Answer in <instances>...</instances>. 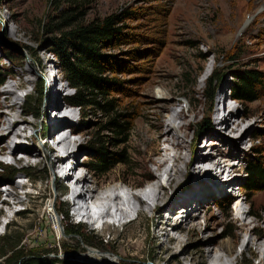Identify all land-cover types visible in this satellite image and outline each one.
<instances>
[{
    "label": "rangeland",
    "instance_id": "374dc122",
    "mask_svg": "<svg viewBox=\"0 0 264 264\" xmlns=\"http://www.w3.org/2000/svg\"><path fill=\"white\" fill-rule=\"evenodd\" d=\"M66 11L72 13L70 19L84 24L118 16L111 26V38L96 48L103 61L102 72L97 76L107 90L101 104L109 102V106L83 107L84 115L77 123L70 120L77 109H72L67 116V122H72L81 134L80 144L74 149L80 159L78 168L87 178L121 167L125 180L135 185L117 181L123 185L120 192L134 193L140 189L142 177L133 173L134 169H141L134 166L139 158L136 149L144 146L146 131L154 130L158 112H166L156 107L159 102L177 100L176 109H183L187 117L194 108L200 109L194 125L188 130L187 144L190 146L195 140L198 145L221 138L237 140V134L226 132L227 128H220L215 121L213 106L221 95L220 89L227 100L225 113L242 119V130L249 131L245 142L236 143L239 153L232 155L230 149L225 155L229 162L221 179L228 176L227 169L231 168H234L232 176L238 179L235 190L229 194L231 198H219V194L213 193L212 199L203 203L192 221L188 220L189 224L182 225L179 230L174 229L178 220V214H174L171 226L165 230L166 238H173V242L166 243L165 238L154 237L153 224L167 208L171 209L174 201L177 202L182 189L177 191L176 186L181 184L178 181L181 175L167 189L169 202L157 211L138 215L128 207L130 211L121 219V224H105L100 229L85 221L78 228L73 227L76 222L70 212L71 203L64 201L59 192L60 188H66L67 180L61 181L44 159L47 144L42 137L48 124L49 80L54 76L57 85L66 83L63 67L71 57V54L61 53L54 44L61 31V14ZM44 60L49 66L47 71L40 68ZM18 69L28 71L30 78L27 88L16 89L20 95L18 113L27 117L30 124L24 132L26 137L21 138V145L35 150L34 159L42 163L36 164L33 159L23 166L11 157L0 156L5 159L0 161V188L4 189L16 179L25 183V187L19 188L24 202L14 205L7 213L8 218L1 217L0 237L4 234L11 237L4 248L7 254L0 258V264H24L26 260L43 256L51 260L49 264H192V256L204 248L236 241L231 203L242 202L248 211L249 201L252 202L257 193H264V189L251 187L246 172L249 163L264 162V0H0V72L3 75L0 95L5 80ZM245 70L259 74L262 82L256 92L258 98L252 102L230 98V88ZM6 85L13 89V82ZM67 92H71L69 87L61 91L62 102L64 96H69ZM108 107L112 110L106 111ZM112 117L125 124L121 135L115 136L107 127ZM178 122L179 119L175 127ZM175 133L182 135L177 128ZM98 137L106 140L107 152H122L124 156L121 161L114 159L103 171L90 164L96 158L90 145ZM191 153L192 149L188 148V162ZM4 166L11 167L9 172ZM219 169L213 170L217 177ZM185 171L184 167L183 173ZM162 179L165 181L166 176ZM174 191H177L175 195ZM110 192L113 190L107 194ZM110 200L106 204H113ZM132 201L130 195H126V205ZM60 202L65 203L67 216L61 212ZM106 207L100 211L107 210ZM15 208L19 210L13 211ZM17 212L20 213L16 215ZM109 213L101 219L112 218ZM244 216L247 220L254 218L252 213ZM6 218L14 221L7 220L1 231L2 219ZM40 223L46 229L45 240L35 239L26 247V235L44 233L36 229ZM131 241L137 243V250L129 247ZM92 254L97 258L89 256ZM224 259L225 264H235L231 254L224 255ZM257 262L251 260L249 252H244L238 256L236 264Z\"/></svg>",
    "mask_w": 264,
    "mask_h": 264
},
{
    "label": "bare ground",
    "instance_id": "6f19581e",
    "mask_svg": "<svg viewBox=\"0 0 264 264\" xmlns=\"http://www.w3.org/2000/svg\"><path fill=\"white\" fill-rule=\"evenodd\" d=\"M48 67L46 60L40 63V68L43 71H47ZM15 71V74L5 80L2 85V94L0 95V156L2 158L11 157L14 162L24 166L30 164L36 152L21 145V138L22 136L26 137L24 132L30 124L27 122V117L18 113L17 103L20 95L16 89H20V87L27 88L30 78L28 71L26 72L24 69ZM10 82H13V89L6 87V84ZM49 88L50 97L46 104V120L48 124L46 131L42 133V137L46 139L47 144V154L44 159L48 161L52 172L58 175L61 181L67 180L64 190L68 193L74 191L76 198L85 206V209L90 207L87 203H93L94 207H97L96 211L93 210V215L97 219H101L105 214L109 213V210L111 211L114 208L109 215L118 218L119 224H121L123 223L121 219L126 217L131 209L135 210L134 212L138 215L161 209L162 206L169 202L166 199L168 187H172V183L181 175V179H178L181 184L179 183L176 186L177 191L182 189L180 194H177V204L174 201L171 204V209L167 208L163 216L157 217L153 224L154 237H163L166 243H170L173 242V238H166L165 235L167 233L165 232L168 229L167 226H171V222L177 214L178 220L174 223V229L179 230L182 225L189 224L188 220L192 221L203 206V203L212 199L211 195L213 193L219 194V198H231L229 194L231 195V192L235 190L236 187L234 185L238 179L232 176L234 168L227 169L228 176L225 179H221L223 174H225V165L229 162L228 157L225 155L230 149L233 151L232 155H237L239 146L237 147L236 143L245 142V136L249 131L247 129L242 130V119L234 118L232 113H225L227 100L222 94V89H220L221 95L219 99L216 100L213 106L215 121L220 128H227L226 132L237 134V140L229 141L221 138L217 142H207L203 145H198L195 140L190 146L187 144L188 130L194 125L195 116L200 109L194 108L191 110V116L187 117L183 109H176L179 104L177 100L170 103L159 102L157 103L159 106L156 107L166 112L164 114L158 112L154 130L146 131L144 146L136 149L139 158L134 162V166H140L141 169H134L133 173L138 177H142V182L139 181L141 182V187L134 193L130 191L121 193L120 189L123 188V185L120 183H126L129 186L135 185V183H128L125 180L121 167L104 175L95 174L92 179L87 178L86 173L80 172L81 168H78L80 159L76 149H74L80 143L78 144V139L70 138V135H76L72 133L75 131V127L72 122H67V116H69L71 109L67 110V106H64V101L62 102L60 98L61 91L67 88V84L57 85L56 78L52 76L51 80H49ZM69 90L71 92L66 94L72 95V89L69 88ZM178 119L179 122L175 127V121ZM21 126L23 128H20ZM176 128L181 131V136L175 133ZM188 148L192 149L189 162L186 161ZM211 149H214V151H210ZM235 151L237 152L234 153ZM16 152L23 153L24 156L17 157L15 155ZM34 160L36 164L42 163L40 160ZM184 167L186 171L183 173ZM218 167L220 168V175L217 177V174H213V170L215 171ZM163 176H166L165 181L162 179ZM70 181H73V183ZM22 187H25V183L16 179L14 183L4 187V189L0 188V222L1 217H7L8 211L14 205L24 202L19 190ZM110 190L114 192L112 197H108L109 195L107 194ZM177 191H174L173 194L175 195ZM126 195H130L133 199L131 204L126 205ZM106 199H111L110 201L113 204H106ZM234 202L231 203L230 208L232 211V224L236 228V241L234 243L219 242L213 247L204 248L195 256H192V264H225L224 255L226 254H231L233 262L236 264L238 256L244 252L250 253L251 260L258 261L254 264H264V193H257L253 201H249L251 208L248 211L243 208L242 202ZM76 203H72L71 207L76 206ZM232 204L234 205L232 206ZM102 207H106L107 210L100 211ZM128 207H130V210ZM29 209V207H26V211H29ZM82 209H84L82 206L77 207V215L81 216ZM19 213L17 212L16 215ZM247 213H252L254 218L247 220L244 216ZM174 214L176 215L174 216ZM8 221L11 223L14 219ZM55 222L58 223V226L61 225L59 220L56 219ZM32 224L33 222L30 223V226ZM36 229L44 233L40 236L36 234V236L26 235V247L35 239L39 241L45 240L46 229L42 226V223L36 226ZM161 230H163L162 233L160 232ZM49 240L51 239L47 241ZM128 245L133 250L138 249L136 242H128ZM89 256L97 258L93 254Z\"/></svg>",
    "mask_w": 264,
    "mask_h": 264
},
{
    "label": "trees",
    "instance_id": "16d2710c",
    "mask_svg": "<svg viewBox=\"0 0 264 264\" xmlns=\"http://www.w3.org/2000/svg\"><path fill=\"white\" fill-rule=\"evenodd\" d=\"M61 23L59 36L55 38V46L60 49L61 53L71 54L63 67L65 77L63 81L67 87L73 90V94L64 96L65 100L73 102L78 106L80 117L84 115L83 107H101L109 106V102L101 104L102 99L107 95L106 85L102 82L97 73L102 72L103 61L99 58L96 48L104 40H109L112 34V24L118 18L116 15L107 16L102 22L80 23L75 19H70L72 13L66 11L61 14ZM58 49V50H59ZM3 75L0 72V84ZM259 74L254 71H243L238 75V80L230 88V98L240 99L246 102L257 100L256 92L261 87ZM211 94H209V97ZM112 110L106 108V111ZM31 114V113H30ZM125 124L121 123L118 118L112 117L107 122V127L113 131L115 136L121 135L124 131ZM78 134V133H75ZM105 142L101 137L96 138L91 143V147L96 152V158L90 162L92 167L97 170H106V165L114 159L121 161L124 159L122 152H107ZM6 172L10 166H4ZM246 172L251 179V187L264 189V162L255 161L248 164ZM28 176L27 174H25ZM61 211L67 212L64 208L65 203L60 202ZM82 223H76L73 227L78 228ZM10 235L0 237V258L7 253L4 248L10 243ZM46 256L37 259L26 260L24 264H49Z\"/></svg>",
    "mask_w": 264,
    "mask_h": 264
}]
</instances>
